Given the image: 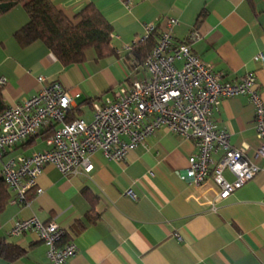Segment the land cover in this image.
<instances>
[{"label":"crops","instance_id":"crops-1","mask_svg":"<svg viewBox=\"0 0 264 264\" xmlns=\"http://www.w3.org/2000/svg\"><path fill=\"white\" fill-rule=\"evenodd\" d=\"M50 1L73 22L79 10L92 4L112 29L115 53L98 58L88 48L82 62L64 66L40 41L20 46L14 33L28 16L21 4L14 5L0 15V94L6 107L39 90L43 84L36 78L43 76V83L58 81L79 93L70 109L92 121L94 102L140 77V64L127 54L133 41L144 37L145 24L156 25L158 35L167 18L177 20L171 29L175 44L188 43L223 81L252 72L264 101V59L254 60L257 54L264 56V0ZM193 33L196 37L188 41ZM253 106L246 95H233L213 108L212 121L227 131L230 145L244 149V157L259 167L215 209L209 203L212 192L187 184L183 173L187 158L197 152L195 142L160 127L122 160L95 150L88 175L64 176L53 165L44 166L36 177L39 193L31 189L21 203L10 202L14 194L7 187L0 240L23 253L13 260L0 257V264H50L34 231L10 233L16 221L30 217L64 229V241L77 248L67 264H264V159L254 156L259 140ZM58 126L42 127L7 148L0 178L7 159L46 149L44 139ZM220 155L219 150L211 154L210 170ZM224 176L232 180L230 173Z\"/></svg>","mask_w":264,"mask_h":264},{"label":"built area","instance_id":"built-area-1","mask_svg":"<svg viewBox=\"0 0 264 264\" xmlns=\"http://www.w3.org/2000/svg\"><path fill=\"white\" fill-rule=\"evenodd\" d=\"M176 23L174 18L166 19L154 47L138 66L142 69L138 79L112 97L93 103L92 121L85 122L80 117L67 121V111L79 93L62 88L58 81L43 83V76L36 78L43 84L39 90L0 112V159L7 148L25 141L42 127L59 125L52 127L44 139L46 149L19 154L3 163L2 179L14 194L10 202H23L31 189L39 193L36 177L44 166L53 165L64 176L88 175L93 169L91 157L95 150H101L111 160H122L160 127L195 142L197 152L187 158L183 173L187 184L212 192V209L255 176L259 167L244 157V149L233 148L227 131L212 121L213 108L222 98L246 95L254 104L253 120L259 140L254 156L264 159V101L255 88L254 74L223 81L188 43L173 42L171 29ZM155 28L154 24H145L144 37L134 40L132 46ZM196 35H188V41ZM262 57L257 54L253 58L257 61ZM3 82L1 78L0 83ZM217 150L221 155L210 170L211 154ZM224 172L230 173L232 180L226 179ZM130 192L127 190L126 194ZM27 230L37 234L50 264H67L76 252V245L71 240L64 241L65 231L55 222L40 223L34 217L21 219L12 225L10 233L17 236Z\"/></svg>","mask_w":264,"mask_h":264},{"label":"trees","instance_id":"trees-1","mask_svg":"<svg viewBox=\"0 0 264 264\" xmlns=\"http://www.w3.org/2000/svg\"><path fill=\"white\" fill-rule=\"evenodd\" d=\"M19 4L28 16V21L14 33L16 43L20 46H28L31 42L40 41L64 66L82 62L83 52L88 48H93L98 58L115 53L110 43L112 29L104 16L92 4H87L79 10L75 15L78 18L77 22L66 17L64 12L52 5L50 0H0V15ZM156 32L155 28L142 42L132 46L127 56L130 55L135 62L143 64L155 45ZM5 108L0 94V112ZM77 113L78 110L69 109L66 120L78 118ZM7 190V185L1 177L0 211L9 200ZM22 251L15 244L0 240V257L2 258L13 260L22 255Z\"/></svg>","mask_w":264,"mask_h":264}]
</instances>
